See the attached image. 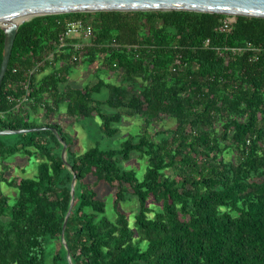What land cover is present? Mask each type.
I'll list each match as a JSON object with an SVG mask.
<instances>
[{
    "label": "trees",
    "instance_id": "obj_1",
    "mask_svg": "<svg viewBox=\"0 0 264 264\" xmlns=\"http://www.w3.org/2000/svg\"><path fill=\"white\" fill-rule=\"evenodd\" d=\"M223 17L71 13L20 26L0 90V130L56 128L72 169L50 130L0 136V264H71L62 236L75 175L76 201L64 233L72 264H264V19L237 17L233 32L223 34L217 31ZM79 19L95 28L86 58L59 57L67 62L43 68L27 92V71ZM112 38L125 47L97 48ZM207 40L226 47L251 43L263 51L258 60L247 53L225 61L202 48ZM4 42L0 29V68ZM100 56L105 65L96 72H116L121 82L99 78L83 89L68 84L74 68ZM104 89L108 98H96ZM63 104L75 119L99 117L108 137L120 132L116 125L125 117L144 124L121 149L78 154L51 119ZM40 110L50 121H39ZM167 118L175 128L158 129ZM18 153L40 157L34 177H8V159ZM134 154L147 160L143 180L122 166ZM4 183L16 190L14 198L4 193ZM101 184L115 190L114 219L97 191ZM129 196L138 205L133 223L122 208Z\"/></svg>",
    "mask_w": 264,
    "mask_h": 264
},
{
    "label": "water",
    "instance_id": "obj_2",
    "mask_svg": "<svg viewBox=\"0 0 264 264\" xmlns=\"http://www.w3.org/2000/svg\"><path fill=\"white\" fill-rule=\"evenodd\" d=\"M174 11L264 19V0H0V27L5 35L4 55L0 68V90L9 68L18 30L21 25L36 17L71 13ZM45 130H50L57 135L63 145V161L69 169H72L66 159L68 144L56 128L6 129L0 130V136H15ZM76 183L75 175L72 184L71 204L66 215L62 236L71 264L70 251L64 239V233L75 206Z\"/></svg>",
    "mask_w": 264,
    "mask_h": 264
},
{
    "label": "rangeland",
    "instance_id": "obj_3",
    "mask_svg": "<svg viewBox=\"0 0 264 264\" xmlns=\"http://www.w3.org/2000/svg\"><path fill=\"white\" fill-rule=\"evenodd\" d=\"M0 29H2L0 27ZM131 41V40H130ZM130 41L128 44H131ZM105 59L103 56H100L95 64L90 65L84 63L82 66L74 68L68 77V84L74 88L83 89L86 86H90L98 82L99 78H103L107 81L118 80V73H112L109 70L105 73L96 72L101 65H105ZM51 70V69H50ZM49 70V71H50ZM52 71V70H51ZM47 73V72H45ZM100 76V77H99ZM112 77V79H111ZM115 79V80H114ZM109 96V91L104 89L101 93L96 95V98L100 100H105ZM104 108L110 112L114 110L110 109L107 106ZM37 118L40 122H48L50 119L45 118V111L40 110L37 113ZM57 124L64 127V130L68 134L69 143L72 146V150L76 151L78 154H83L91 148L99 147L101 150H118L122 148V144L130 136H137L140 133L141 127L143 126V121L139 117H125L123 120L117 124L120 132L113 136H105L101 130L102 121L99 117L87 118L83 120H78L68 115L66 110V104L62 105L60 112L56 113L51 117ZM156 127L159 128H175V122L170 118H167L164 122H158ZM11 141H14L15 137H9ZM227 159L230 161L234 159V154H226ZM42 160L40 157L33 156L28 157L22 153H18L8 159V177H34L38 172V166ZM122 166L127 170H135L137 172L138 178L143 180L144 174L147 169V160L140 159L137 154L132 156L130 161H123ZM3 191L6 194H9L11 198H14L16 195V190L9 187L6 183L3 184ZM100 199L105 201L107 204V216L110 219H114L116 214L114 212V200H115V190L112 189L109 185L101 184L97 189ZM129 201L123 204L122 208L125 212L131 215L130 220L133 223V215L138 210L137 202L132 196H129ZM133 200V201H131Z\"/></svg>",
    "mask_w": 264,
    "mask_h": 264
},
{
    "label": "built area",
    "instance_id": "obj_4",
    "mask_svg": "<svg viewBox=\"0 0 264 264\" xmlns=\"http://www.w3.org/2000/svg\"><path fill=\"white\" fill-rule=\"evenodd\" d=\"M236 25L237 16L225 15V17L220 20L217 31L223 34H231ZM94 38L95 28L91 21L79 19L70 22L65 28V31L61 33L58 39L54 42L53 51H51L45 58L38 59L35 65H33V67H31V69L27 71L28 76L26 81L22 83V86L27 92H29L33 76L38 74L43 68L47 67L48 65L52 69L61 68L67 62L66 60H58L59 57H62L63 55H70L71 60L74 63L81 62L86 58V54L89 52V49L94 46ZM201 46L203 49H212L216 51L220 57L224 58L225 61H229L232 56H236L238 54L244 55L247 53L253 54V56L250 58L251 61L258 60L263 51L261 48H258L251 43H248L245 46L241 47H226L212 46L211 41L207 40L203 42ZM120 47H125V45L121 44L116 38H112L97 46V48L99 49ZM196 49L197 48H195V50ZM171 72L177 73L179 72V68L176 66H172ZM118 80L119 82H121L120 77L118 78ZM25 101H27V98L23 100V102Z\"/></svg>",
    "mask_w": 264,
    "mask_h": 264
},
{
    "label": "crops",
    "instance_id": "obj_5",
    "mask_svg": "<svg viewBox=\"0 0 264 264\" xmlns=\"http://www.w3.org/2000/svg\"><path fill=\"white\" fill-rule=\"evenodd\" d=\"M111 79H112V77H111Z\"/></svg>",
    "mask_w": 264,
    "mask_h": 264
}]
</instances>
